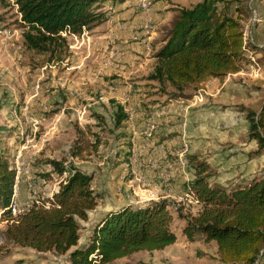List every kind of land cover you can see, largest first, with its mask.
Returning <instances> with one entry per match:
<instances>
[{
    "label": "rangeland",
    "instance_id": "374dc122",
    "mask_svg": "<svg viewBox=\"0 0 264 264\" xmlns=\"http://www.w3.org/2000/svg\"><path fill=\"white\" fill-rule=\"evenodd\" d=\"M200 1L106 2L100 9L105 20L66 35L64 54L50 61L25 46L15 1L0 0V153L15 170L19 209L46 204L57 192L67 173L56 174L51 160L92 177L97 206L80 222V246L107 211L159 201L170 206L173 245L111 264H224L214 242H189L182 233L200 210L184 187L194 176L187 158L206 162L210 184L226 188L264 176V151L250 139L246 119L264 101V0H228L259 71L249 68L244 53L237 76L180 92L148 79L176 10ZM117 105L127 115L119 128ZM78 146L82 154L73 157ZM0 264H68V257L5 240Z\"/></svg>",
    "mask_w": 264,
    "mask_h": 264
},
{
    "label": "trees",
    "instance_id": "16d2710c",
    "mask_svg": "<svg viewBox=\"0 0 264 264\" xmlns=\"http://www.w3.org/2000/svg\"><path fill=\"white\" fill-rule=\"evenodd\" d=\"M25 27V46L49 60H59L67 49L66 35H78L101 24V5L125 0H14ZM237 11V9H236ZM243 29L228 0H201L179 8L162 46L154 55L148 79L170 84L178 92L240 71L244 61ZM180 97V96H179ZM127 115L116 106L114 126ZM248 133L258 151H264V101L258 112H248ZM96 149V147H95ZM83 147H74L73 157ZM193 179L185 184L200 210L182 230L189 242L202 237L214 242L224 264H264V176L226 188L210 184L209 165L189 156ZM52 170L67 176L51 199L32 204L15 217L8 208L13 197L15 170L0 153V219L7 222L3 236L13 247L37 253L67 255L69 264H111L134 253L161 251L173 245V216L166 201L142 207L122 206L105 212L93 226L88 241L79 245L80 222L97 206L92 177L73 165L49 161Z\"/></svg>",
    "mask_w": 264,
    "mask_h": 264
},
{
    "label": "built area",
    "instance_id": "2783aa9c",
    "mask_svg": "<svg viewBox=\"0 0 264 264\" xmlns=\"http://www.w3.org/2000/svg\"><path fill=\"white\" fill-rule=\"evenodd\" d=\"M248 46V42H247V38H246V33L243 34V51L245 53H247V59L249 61V68L254 72V71H259V65L256 62V58L253 55V52L249 51L247 49ZM16 195V191L15 189L13 190V197H12V201L11 204L8 208L11 216L15 217L17 214L21 213L23 211V209H19V207L17 206L16 202L14 201ZM188 197L190 198V200H192L193 202H195L197 204V200H195V198L191 195V194H187ZM191 202V201H190ZM1 215V213H0ZM4 222L0 219V247L3 246L5 239L3 236V232H4Z\"/></svg>",
    "mask_w": 264,
    "mask_h": 264
},
{
    "label": "crops",
    "instance_id": "0c3cea01",
    "mask_svg": "<svg viewBox=\"0 0 264 264\" xmlns=\"http://www.w3.org/2000/svg\"><path fill=\"white\" fill-rule=\"evenodd\" d=\"M236 76L238 75V74H235ZM236 76H232L233 78L234 77H236ZM212 84H214V82H211ZM203 98V97H202ZM200 101H202V99L200 98ZM144 206V205H143ZM139 207H142V206H139ZM69 264V263H68Z\"/></svg>",
    "mask_w": 264,
    "mask_h": 264
}]
</instances>
